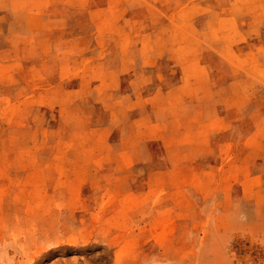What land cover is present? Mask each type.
Masks as SVG:
<instances>
[{
	"label": "rangeland",
	"instance_id": "obj_1",
	"mask_svg": "<svg viewBox=\"0 0 264 264\" xmlns=\"http://www.w3.org/2000/svg\"><path fill=\"white\" fill-rule=\"evenodd\" d=\"M0 264H264V0H0Z\"/></svg>",
	"mask_w": 264,
	"mask_h": 264
}]
</instances>
